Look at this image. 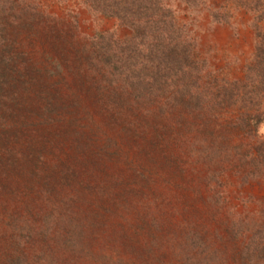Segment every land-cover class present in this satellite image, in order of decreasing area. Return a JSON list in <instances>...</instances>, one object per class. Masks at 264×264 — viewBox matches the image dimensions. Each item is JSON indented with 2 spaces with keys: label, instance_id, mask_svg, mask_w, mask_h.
Listing matches in <instances>:
<instances>
[{
  "label": "rangeland",
  "instance_id": "obj_1",
  "mask_svg": "<svg viewBox=\"0 0 264 264\" xmlns=\"http://www.w3.org/2000/svg\"><path fill=\"white\" fill-rule=\"evenodd\" d=\"M158 7L0 0V264H264V0Z\"/></svg>",
  "mask_w": 264,
  "mask_h": 264
},
{
  "label": "trees",
  "instance_id": "obj_2",
  "mask_svg": "<svg viewBox=\"0 0 264 264\" xmlns=\"http://www.w3.org/2000/svg\"><path fill=\"white\" fill-rule=\"evenodd\" d=\"M92 3L94 8L98 10L100 13L117 18L124 25H128L134 28L138 35L140 36H154L155 39L162 40L164 37L162 29L159 27V23L155 20L156 14L159 10L158 2L159 0H89ZM5 61L9 59H4ZM0 82L2 85L5 84L3 81V76L1 77ZM0 85V100L7 99V92H4V88ZM10 97V96H9ZM1 106V104H0ZM248 122L259 125L264 124V119L260 115H252L249 116ZM73 237L75 233H72ZM78 236L74 239L71 244H73L72 248L75 251H78L79 255H83L87 253V249L84 248L83 242L79 237L81 233H77ZM76 234V235H77ZM70 236V241H72ZM70 241L69 244H70ZM87 250V251H86Z\"/></svg>",
  "mask_w": 264,
  "mask_h": 264
},
{
  "label": "crops",
  "instance_id": "obj_3",
  "mask_svg": "<svg viewBox=\"0 0 264 264\" xmlns=\"http://www.w3.org/2000/svg\"><path fill=\"white\" fill-rule=\"evenodd\" d=\"M262 132L264 133V124H263V126H262Z\"/></svg>",
  "mask_w": 264,
  "mask_h": 264
}]
</instances>
